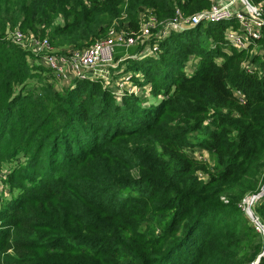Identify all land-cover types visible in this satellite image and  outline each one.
<instances>
[{
  "label": "trees",
  "instance_id": "16d2710c",
  "mask_svg": "<svg viewBox=\"0 0 264 264\" xmlns=\"http://www.w3.org/2000/svg\"><path fill=\"white\" fill-rule=\"evenodd\" d=\"M248 2H263L264 18V0ZM209 5L0 0V165L11 193L0 202V264H264V232L239 205L264 182V26L252 71L224 40L231 20L152 36L157 56L138 44L121 63L149 91L118 99L99 78L58 88L7 36L18 27L82 48L114 24L139 29L145 9L165 23ZM251 208L264 231V193Z\"/></svg>",
  "mask_w": 264,
  "mask_h": 264
},
{
  "label": "built area",
  "instance_id": "2783aa9c",
  "mask_svg": "<svg viewBox=\"0 0 264 264\" xmlns=\"http://www.w3.org/2000/svg\"><path fill=\"white\" fill-rule=\"evenodd\" d=\"M250 5L248 0H210L208 8L188 16L182 15L177 9L174 19L165 23L158 22L151 9H145L139 17L141 18L145 14L147 15L146 19L139 23V29L136 32L132 30L124 32L123 29L116 30L111 27L105 37L79 50L58 49L52 46L47 36L37 35L30 30L24 32L18 27L8 29L7 36L16 45L32 53L35 56L34 61L48 68L55 76L56 85L63 88L75 79L85 77L96 79V75L94 76L91 70L99 64L103 65L111 61L116 46L125 44L129 47L144 44L143 54L157 56L159 52L157 39L166 37L173 29L182 30L198 23L231 20L232 23L225 28L223 33L226 43L239 51L251 49L250 54H256L259 50L257 42L263 36L264 20L258 16V13L261 14V6L257 4V8L253 5L250 7ZM155 29L157 30L153 32ZM152 36L156 40L150 43ZM244 68L247 71L259 70L251 62L246 63ZM186 71L189 72L190 70L186 68ZM128 78L126 77V79ZM141 89V87L137 88L133 85L128 86L126 92L137 94ZM113 91L116 97L123 93L122 90ZM143 91L147 90H141V92ZM235 95L240 100L243 99V95L239 91H235ZM3 167L5 169L4 171L0 169V179L4 178L7 169L6 166ZM259 197L258 195H251L242 199L239 205L247 216H249L250 205ZM255 227L258 231L264 232L258 224H255Z\"/></svg>",
  "mask_w": 264,
  "mask_h": 264
},
{
  "label": "rangeland",
  "instance_id": "374dc122",
  "mask_svg": "<svg viewBox=\"0 0 264 264\" xmlns=\"http://www.w3.org/2000/svg\"><path fill=\"white\" fill-rule=\"evenodd\" d=\"M262 3L263 2L258 3V6H261ZM254 6L257 7V5H254ZM141 14H142V11L140 12V16H141ZM146 16L147 15L143 14L141 18L139 17V23L140 22L141 23L144 22L145 19H146ZM111 27H114L116 30L123 29L124 32H126V31L130 32L129 29L125 28L124 26L116 28V24H114ZM202 29H203V27L201 28V30ZM137 30H132V31L136 32ZM23 31L27 32V30H23ZM258 45L260 47L259 43H258ZM134 46H136V45L127 47V46H125V44H123V45L116 46L115 50H114V54H113L112 60L107 62V63H104L103 65L99 64V66H97L94 69H92L91 72L94 74V76L96 75L95 77H97V79L99 78L100 80L103 81L104 84H106L108 87L112 88L115 91L122 90L123 92H125L128 86H133V85H135L137 88L141 87L142 88L141 90H148L149 91L150 84L144 83V85H140V84H138L137 82L134 81V79H136V80L139 79L138 81L143 82V76H142V74L140 72L125 71V66L121 64L122 60L125 59V58H122L121 56L125 55V53H127V52H128V54L134 53L133 51L130 52L131 49L134 50ZM79 49H81V48H75V47L72 48L71 47L69 50H79ZM250 50L251 49L245 51L247 56L241 62V65L243 66V68H244V65L246 63L251 61L252 56L254 55V54H250ZM59 52H62V51H59ZM134 56H135V54H134ZM120 57H121V59H120ZM131 57H133V56H131ZM126 58H128V57H126ZM195 63H196V59L191 58V60H189V62H187V65H186L187 67L186 68L188 70H192L193 67L195 66ZM126 77H129V78L126 79ZM57 87H59V86H57ZM141 90H139V92L137 94H135L134 92H130V93H132V94H134L136 96H139V97H142V96L145 97L147 91L141 92ZM119 97H116V98L118 99ZM191 155H193L197 159H200V158H203L205 160L209 159L208 158V154L204 150H196L193 153H191ZM0 169L4 171L5 168L3 167V165H0ZM199 175L203 179H207V176L202 174V173H200V172H199ZM2 187L5 189V191L7 189L8 194L0 196V202L3 199L8 198L10 196V194H11L9 192V190H8V188H9L8 185L4 182V178L0 179V188H2ZM252 205H253V203L250 205V208L252 207Z\"/></svg>",
  "mask_w": 264,
  "mask_h": 264
},
{
  "label": "water",
  "instance_id": "95a60500",
  "mask_svg": "<svg viewBox=\"0 0 264 264\" xmlns=\"http://www.w3.org/2000/svg\"><path fill=\"white\" fill-rule=\"evenodd\" d=\"M250 7H251V5H250ZM258 16H259L262 20H264L263 16H262L260 13H258ZM263 193H264V182H263V185H262V187L260 188L259 192L256 193V194H253V195L261 196ZM248 217L251 219V221H252L253 223L258 224L259 226H261L260 223H259V221H258L257 216L253 213V211H252V209H251L250 207H249V216H248ZM261 227H262V226H261ZM262 228H263V227H262ZM257 262H258V259L256 260L255 264H257Z\"/></svg>",
  "mask_w": 264,
  "mask_h": 264
},
{
  "label": "crops",
  "instance_id": "0c3cea01",
  "mask_svg": "<svg viewBox=\"0 0 264 264\" xmlns=\"http://www.w3.org/2000/svg\"><path fill=\"white\" fill-rule=\"evenodd\" d=\"M66 48L67 47H64V48H61V49H63V50H66ZM69 48V47H68ZM131 56H134V53L132 54V53H130V54H128V52L127 53H125V55H123V56H121L122 58H126V57H131ZM121 57H120V59H121ZM119 59V60H120ZM58 86V85H57ZM63 87H65V86H63ZM59 88V87H58ZM6 194H8V191H7V189H6V191H5V189L2 187V188H0V196H3V195H6Z\"/></svg>",
  "mask_w": 264,
  "mask_h": 264
}]
</instances>
